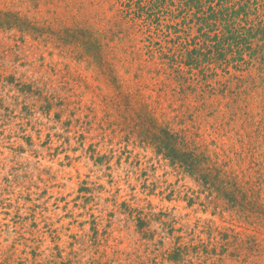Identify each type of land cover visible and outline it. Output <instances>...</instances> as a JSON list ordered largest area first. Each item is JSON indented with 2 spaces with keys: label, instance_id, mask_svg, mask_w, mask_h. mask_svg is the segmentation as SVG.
Listing matches in <instances>:
<instances>
[{
  "label": "rangeland",
  "instance_id": "374dc122",
  "mask_svg": "<svg viewBox=\"0 0 264 264\" xmlns=\"http://www.w3.org/2000/svg\"><path fill=\"white\" fill-rule=\"evenodd\" d=\"M126 3L0 0L41 30L0 29V264H264V36L246 63L213 64L215 90L199 96V72L183 91L148 51L149 35L166 44L158 26ZM150 118L255 203L235 206L159 156L135 126Z\"/></svg>",
  "mask_w": 264,
  "mask_h": 264
},
{
  "label": "trees",
  "instance_id": "16d2710c",
  "mask_svg": "<svg viewBox=\"0 0 264 264\" xmlns=\"http://www.w3.org/2000/svg\"><path fill=\"white\" fill-rule=\"evenodd\" d=\"M261 0H128L123 13L143 24H156L157 37H164L166 44L154 41L149 35L156 51L148 47L149 53L158 52L162 60L168 61L184 83L183 91L194 90L189 84L188 74H200V87L203 96L215 90L209 79L217 73L212 65L221 66L231 62H242L244 51L257 52L253 39L257 33L264 36V20L259 14ZM263 6V5H262ZM254 17V18H253ZM172 19L162 21L164 19ZM164 27L166 32L161 29ZM0 29L19 30L22 33L38 35L41 30L32 22L12 12H0ZM196 31V34H194ZM42 36V35H41ZM264 51L263 47H258ZM185 66L188 71L183 69ZM217 84L226 88V83ZM188 89H187V87ZM149 117V116H145ZM141 141L151 145L159 156L170 161L190 176L201 182L208 190H215L235 206H251L250 200L237 178L228 173L183 131H175L161 126L153 118L140 119L135 124ZM227 240V239H226Z\"/></svg>",
  "mask_w": 264,
  "mask_h": 264
}]
</instances>
